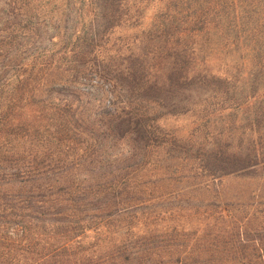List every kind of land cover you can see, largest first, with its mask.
Masks as SVG:
<instances>
[{"label": "rangeland", "instance_id": "obj_1", "mask_svg": "<svg viewBox=\"0 0 264 264\" xmlns=\"http://www.w3.org/2000/svg\"><path fill=\"white\" fill-rule=\"evenodd\" d=\"M93 12L0 0V264H264V174L197 169L217 143L207 135L255 125L213 116V86L129 106L92 55L62 62L92 48ZM177 101L189 111L158 119L159 136L113 129L126 107L150 119Z\"/></svg>", "mask_w": 264, "mask_h": 264}, {"label": "trees", "instance_id": "obj_2", "mask_svg": "<svg viewBox=\"0 0 264 264\" xmlns=\"http://www.w3.org/2000/svg\"><path fill=\"white\" fill-rule=\"evenodd\" d=\"M90 1L96 26L89 37L92 48L67 51L62 62L92 55L103 78L129 106L146 98L168 107L186 88L213 86L222 101L212 115L239 114L256 130L211 132L208 139L217 143L197 160V169L214 175L264 174V125L259 121L264 119V0ZM122 19L129 22L131 35H120ZM181 102L173 112L158 108L150 119L140 108L126 107L114 117L113 129L159 136L158 119L189 111ZM239 135L240 148L230 150Z\"/></svg>", "mask_w": 264, "mask_h": 264}]
</instances>
